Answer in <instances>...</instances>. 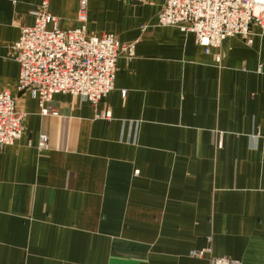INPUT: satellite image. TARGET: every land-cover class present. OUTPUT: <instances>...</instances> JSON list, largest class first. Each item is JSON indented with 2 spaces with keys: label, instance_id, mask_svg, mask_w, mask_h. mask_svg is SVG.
<instances>
[{
  "label": "crops",
  "instance_id": "1",
  "mask_svg": "<svg viewBox=\"0 0 264 264\" xmlns=\"http://www.w3.org/2000/svg\"><path fill=\"white\" fill-rule=\"evenodd\" d=\"M41 1L0 0V90L25 113L0 146V264H207L206 247L264 264V29L206 52L157 25L163 0H88L87 33L134 56L97 103L56 93L43 114L12 48ZM47 1L80 25L78 0Z\"/></svg>",
  "mask_w": 264,
  "mask_h": 264
},
{
  "label": "built area",
  "instance_id": "2",
  "mask_svg": "<svg viewBox=\"0 0 264 264\" xmlns=\"http://www.w3.org/2000/svg\"><path fill=\"white\" fill-rule=\"evenodd\" d=\"M148 3L150 0H136ZM88 0H78L75 28L61 29L58 19L43 0L32 11L34 21L22 26L12 48L19 64L17 91L36 99L43 114L56 93H67L93 104L113 89L116 61L134 56V43L121 42L111 33L91 35L86 31ZM157 25L173 26L192 33L206 52L218 48L233 35L252 42L251 27L264 29V0H163ZM109 112L103 113L109 117ZM25 113L6 90H0V146L20 139ZM38 149L47 148V136L40 134ZM190 255H208L207 264H241L238 259L215 256L211 248L192 250Z\"/></svg>",
  "mask_w": 264,
  "mask_h": 264
},
{
  "label": "rangeland",
  "instance_id": "3",
  "mask_svg": "<svg viewBox=\"0 0 264 264\" xmlns=\"http://www.w3.org/2000/svg\"><path fill=\"white\" fill-rule=\"evenodd\" d=\"M16 102V101H15ZM24 133V132H23ZM19 140V139H18ZM13 144V143H12Z\"/></svg>",
  "mask_w": 264,
  "mask_h": 264
}]
</instances>
